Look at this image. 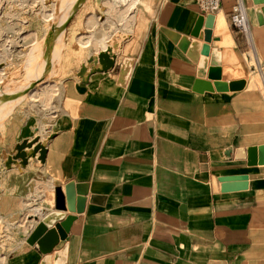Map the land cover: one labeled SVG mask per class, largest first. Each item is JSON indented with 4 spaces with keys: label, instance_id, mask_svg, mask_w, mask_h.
Wrapping results in <instances>:
<instances>
[{
    "label": "crops",
    "instance_id": "crops-1",
    "mask_svg": "<svg viewBox=\"0 0 264 264\" xmlns=\"http://www.w3.org/2000/svg\"><path fill=\"white\" fill-rule=\"evenodd\" d=\"M234 1L221 0L214 15L217 40L210 47L231 51L238 64L220 66L221 79L214 80L208 76L211 55L206 76L199 77V63L162 31L205 45V28L198 38L192 36L204 16L198 4L162 0L158 6V0H139L129 25L145 5L134 22L146 32L137 53L79 84L71 110L49 129L54 138L43 168L12 176L6 192L19 194L17 213L35 218L19 223L15 247L5 250L2 264H41L48 255L57 264L55 255L65 247V264H254L249 252L264 234L259 152L264 147V25L258 21L263 5L243 0L250 26L246 37L230 25ZM108 20L115 29L102 25L110 40L106 49L94 41L103 30L96 16L86 22L96 32L80 37L79 44L108 53L121 26L117 15L116 22ZM6 54L0 52V58ZM127 58L132 59L128 68ZM199 80L211 90H195ZM242 82L239 90L216 86ZM32 91L45 107L59 93L55 84ZM24 131L22 139H30L32 128ZM72 183L88 186L81 213L67 208L65 189ZM53 213L76 219L67 238L44 254L28 240ZM5 218L0 215V224L11 225Z\"/></svg>",
    "mask_w": 264,
    "mask_h": 264
},
{
    "label": "rangeland",
    "instance_id": "rangeland-1",
    "mask_svg": "<svg viewBox=\"0 0 264 264\" xmlns=\"http://www.w3.org/2000/svg\"><path fill=\"white\" fill-rule=\"evenodd\" d=\"M60 1L2 0L0 52L7 53V56L0 65L4 69V77L0 80V102L8 97L9 93V96H13L16 90L32 86L34 84L32 82L39 77L44 84L37 83L36 80L34 90H46L48 85L55 84L59 93L52 101V105L45 107L39 94L30 91L32 88L29 87L14 94L17 99L14 105H11L12 100L8 98L4 108H0V111L6 112L2 118L0 116V215L5 216V220L12 223L6 225V222L2 221L0 224V258H4L5 250L10 251L15 247L14 238L19 235V230L17 231L20 228L19 223L23 220L29 223V220L35 218L34 215L20 217L21 214L17 213L19 208L15 197L19 194L16 190L6 192L10 190L12 176L20 175L23 169L36 171L43 168L42 162L47 156V146L54 138L52 133L49 134V129L56 123V119L66 114L65 111L71 110L73 99L75 101L77 99V86L87 82L95 74L107 72L125 57L134 56L146 33L141 32L143 24L139 21L134 23L137 16H142L147 10L144 5L142 9H137L134 22L129 29L118 26V32L113 34L108 53L100 56L93 46L83 48L79 44V38L96 32L87 28L86 22L90 16H96L101 26H104L108 19L115 22L117 20L116 15L110 13L106 5L110 0H77L72 11V13L75 11V14L65 30V47L58 53L59 67L57 65L50 67L48 64L51 58L44 54L47 50L51 51L50 47L53 46L48 42L47 31L51 27L56 29L53 35L58 37L63 30L64 24L57 20L55 22L59 16ZM161 1L158 0V6ZM62 2L65 5L66 1L62 0ZM235 4L234 1L229 11H232ZM48 14L53 15L51 20H47ZM229 22L232 25L231 15ZM203 28L206 30L205 24ZM250 55L252 58V53ZM41 68L42 71L37 73ZM259 84L263 89L262 82L259 81ZM24 127L32 128L33 134L30 139H22L26 131L22 132ZM39 160L41 163H38ZM258 237L262 240L254 242L249 256L253 257L254 264H264V234ZM7 261H10V257Z\"/></svg>",
    "mask_w": 264,
    "mask_h": 264
},
{
    "label": "water",
    "instance_id": "water-1",
    "mask_svg": "<svg viewBox=\"0 0 264 264\" xmlns=\"http://www.w3.org/2000/svg\"><path fill=\"white\" fill-rule=\"evenodd\" d=\"M255 5H263L261 8V12L258 13V21L260 25H264V0H253ZM205 24L206 30L205 34V45L197 41H190V38L183 37L178 33L173 31L162 29V31L176 44H179V47L184 51L188 52L189 57L195 62L199 63V77H205L207 74L208 67V57L211 55V68L209 69L208 76L210 79L220 80L221 79V69L220 66L223 65H235L238 64V59L234 56V54L230 51L227 52H219L216 49L211 51L210 44L212 41H216L217 39H213V29L215 26V16L208 15L206 17L201 16L192 32V36L198 38L200 36V32ZM203 55L204 58L200 59V55ZM226 55V57H225ZM218 89H228V88H236L237 90L243 89L245 87V82L238 83L236 85L227 86L225 84H216ZM195 90L199 92H203L206 90H211V86L199 80L196 82ZM260 155L262 156V160L264 158V147L259 149ZM88 186L85 184H69L66 186V203L67 208L70 212L81 213L83 211V197L87 195ZM79 195V196H77ZM76 217L73 215L65 216L62 213H53L48 215L43 219V221L39 224L37 230L31 235L29 238V243L31 245L37 244L39 249L44 253L48 254L53 250V246L49 249L47 248L48 242L46 239V235L52 228H56L59 237L61 240H65L68 236V233L71 230L73 222ZM67 255V247H65L59 253L55 255V263L57 264H65ZM13 257L10 259L12 260ZM41 264H52L51 256H46Z\"/></svg>",
    "mask_w": 264,
    "mask_h": 264
},
{
    "label": "bare ground",
    "instance_id": "bare-ground-1",
    "mask_svg": "<svg viewBox=\"0 0 264 264\" xmlns=\"http://www.w3.org/2000/svg\"><path fill=\"white\" fill-rule=\"evenodd\" d=\"M66 3L65 5H63V2L62 0L60 1L59 3V16L58 18L55 19V22L56 20L59 21V22H62L64 24L63 26V30L61 32V34L58 36V37H55V35H53V33L55 32L56 29L54 28H50L47 32H49V37H48V42L49 43H52L53 46L50 47V49H52L51 51L50 50H47L44 54L47 56V57H50L51 60L49 62V66L51 67H55L57 65V62H58V59H59V55L58 53L61 52V50L64 48L65 46V30H66V27L68 25V23L71 21V19L73 18L74 14H75V11L72 13L74 7L76 6V3H77V0H65ZM83 1V0H82ZM138 2L139 0H114L113 2H109L107 5L109 6V8L111 9V11H109L110 13L113 11V13H115L117 15V20L119 21V25H121L120 27L122 28H125L127 29L129 27V25L131 24V21L133 20V12L134 10L136 9L137 5H138ZM72 13V15H71ZM53 15H50L48 14L47 15V20H51V17ZM53 21V20H52ZM56 24V23H55ZM52 25V24H51ZM62 25V24H61ZM55 27V25H53ZM100 26V25H99ZM105 27L107 26L108 29L111 31L112 29H115V26H114V23L111 21V20H107L106 24L104 25ZM93 27V26H92ZM121 28V29H122ZM102 29H103V26H102ZM108 29H103L102 32L100 33V35L98 36L99 39H94V41L96 42V44H99L100 47L106 49L109 45H110V40H109V36H108V32L107 30ZM116 32V31H115ZM97 36V35H96ZM89 39V38H88ZM82 41V40H81ZM91 43V41H89ZM88 42V43H89ZM89 43V44H90ZM98 46V45H97ZM98 46V47H99ZM101 48V49H102ZM49 51V53H48ZM97 51V50H96ZM48 53V54H47ZM107 53V52H106ZM106 53H103L101 55H104ZM100 55V56H101ZM46 56L44 57L46 59ZM3 59L0 58V62L2 63ZM125 61V64H126V67H130L131 64H132V59L130 58H127L124 60ZM30 62V61H29ZM32 62V61H31ZM59 67V65H57ZM221 69V68H220ZM42 71V68L39 69V72ZM49 71V70H48ZM47 71V73H49ZM36 73V74H37ZM46 73V71H45ZM221 75H222V70H221ZM4 77V72L2 70H0V80L1 78ZM37 77V75H35V78ZM39 77V75H38ZM34 78V79H35ZM41 77L37 78L34 80V84H32V86H29L31 87L33 90L35 88V81L37 80L38 82L37 83H43V81H40ZM47 83V82H46ZM44 84V83H43ZM29 87H26L24 89H18L16 90L15 92H13V96H9L6 97L3 101L0 102V104L4 103L5 101L8 100V98H11V105H14V103L16 102V98H13L14 97V94H18L20 93L21 91L29 88ZM30 88V89H31ZM45 88V87H44ZM32 89L30 91H32ZM56 89V88H55ZM54 89V90H55ZM49 90V89H48ZM43 91V90H42ZM35 92V91H34ZM45 92V91H44ZM49 92V91H48ZM50 94V93H49ZM42 96V95H41ZM43 97V96H42ZM13 98V99H12ZM46 101V100H45ZM47 102V101H46ZM46 104V103H45ZM44 104V105H45ZM6 114L5 110H2L0 111V116H4ZM8 114V113H7ZM59 206L60 207H65L64 206V203L63 202H59ZM38 228V227H37ZM55 228V227H54ZM37 230V229H36ZM35 230V231H36ZM34 231V232H35ZM33 232V233H34ZM32 233V234H33ZM46 239H47V242H48V246L47 248H51L52 246L55 247L57 245V243L59 242V234L55 229H51L48 234L46 235ZM4 261V259L0 258V262L2 263Z\"/></svg>",
    "mask_w": 264,
    "mask_h": 264
},
{
    "label": "built area",
    "instance_id": "built-area-1",
    "mask_svg": "<svg viewBox=\"0 0 264 264\" xmlns=\"http://www.w3.org/2000/svg\"><path fill=\"white\" fill-rule=\"evenodd\" d=\"M204 17L215 15L221 9V0H194ZM231 22L234 28L241 31L246 37H249L250 26L247 17V10L243 0H237L231 13Z\"/></svg>",
    "mask_w": 264,
    "mask_h": 264
}]
</instances>
